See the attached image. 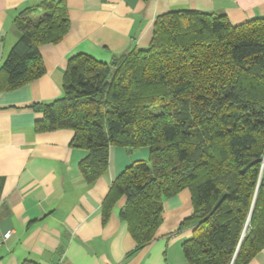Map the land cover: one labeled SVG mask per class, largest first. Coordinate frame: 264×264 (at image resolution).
Instances as JSON below:
<instances>
[{
	"label": "trees",
	"instance_id": "16d2710c",
	"mask_svg": "<svg viewBox=\"0 0 264 264\" xmlns=\"http://www.w3.org/2000/svg\"><path fill=\"white\" fill-rule=\"evenodd\" d=\"M15 23L20 38L2 68L8 90L45 73L39 49L69 32L66 1L43 0ZM41 112L37 132L71 130V146L89 152L80 163L89 186L108 171L112 147L149 150L103 204L107 222L124 201L119 217L135 252L155 240L165 201L185 190L193 211L177 230H192L188 264H249L264 250V16L233 26L226 16L166 14L146 49L112 64L71 58L62 97Z\"/></svg>",
	"mask_w": 264,
	"mask_h": 264
},
{
	"label": "crops",
	"instance_id": "0c3cea01",
	"mask_svg": "<svg viewBox=\"0 0 264 264\" xmlns=\"http://www.w3.org/2000/svg\"><path fill=\"white\" fill-rule=\"evenodd\" d=\"M43 0H0V264H188L182 245L192 230L178 231L193 211L189 190L165 201L156 238L135 252L118 202L107 222L103 204L112 183L149 150L112 147L109 168L88 185L80 163L89 152L71 146L74 132H37L43 104L63 95L69 60L84 54L112 64L133 49H146L157 20L190 10L226 16L233 26L264 16V0H65L70 30L39 53L45 73L8 90L3 64L20 38L15 20ZM60 1V0H54ZM249 264H264V250Z\"/></svg>",
	"mask_w": 264,
	"mask_h": 264
},
{
	"label": "built area",
	"instance_id": "2783aa9c",
	"mask_svg": "<svg viewBox=\"0 0 264 264\" xmlns=\"http://www.w3.org/2000/svg\"><path fill=\"white\" fill-rule=\"evenodd\" d=\"M11 238V233H7L3 236H0V247Z\"/></svg>",
	"mask_w": 264,
	"mask_h": 264
}]
</instances>
